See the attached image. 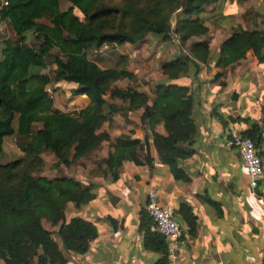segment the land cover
Segmentation results:
<instances>
[{"label": "trees", "instance_id": "obj_1", "mask_svg": "<svg viewBox=\"0 0 264 264\" xmlns=\"http://www.w3.org/2000/svg\"><path fill=\"white\" fill-rule=\"evenodd\" d=\"M67 1L87 20L73 8L63 10L60 0H0V22L9 24L18 37L16 43H0V155L5 138L13 135L20 138L24 153L20 159L0 162V260L6 264H65L67 252L85 254L98 236L91 220L66 219L69 203L80 208L95 199L92 187L67 176L41 175L44 153L57 157L56 167H69L111 140L108 131H101L111 116L144 109L142 120L152 130L151 139L117 138L113 151L102 161L106 170L116 178L125 162L153 165L152 142L160 162L177 178L187 179L181 162L191 156L189 147L199 129L194 93L180 79L197 77L200 64L211 61L210 44L200 39L210 32L201 13L220 0ZM180 9L185 17L174 29L171 18ZM43 19L48 23L40 22ZM30 33L34 34L32 43ZM150 34L164 41H172L176 34L183 45L191 41L189 54L180 48L176 58L162 63L166 79L156 83L152 104L150 96L134 86L115 87L120 80L134 79V73L120 63L104 68L89 57L91 50L104 44L135 45ZM249 53L264 61V30L236 26L221 45L216 65L232 67ZM50 63L56 66L53 75L41 73ZM61 81L75 84L73 94L86 95L88 103L75 112L58 108L49 86ZM108 95L124 107L110 103ZM161 125L165 134L155 130ZM243 135L260 148L256 128ZM179 212L193 229L196 216L190 207L184 205ZM45 221L58 230L47 228ZM146 243L164 253L159 264H169L168 245L162 236L148 229Z\"/></svg>", "mask_w": 264, "mask_h": 264}, {"label": "crops", "instance_id": "obj_2", "mask_svg": "<svg viewBox=\"0 0 264 264\" xmlns=\"http://www.w3.org/2000/svg\"><path fill=\"white\" fill-rule=\"evenodd\" d=\"M128 45L133 44H124ZM219 51L211 47L212 59L200 64L197 77L180 79L194 93L199 126L189 147L191 156L181 162L187 179L177 178L160 162L152 142L153 165L125 162L116 178L106 170L102 161L113 151L117 138L151 139L152 130L142 120L144 109L111 116L102 126L110 141L75 164L60 166V176L75 178L95 193V199L83 207L69 203L67 221L80 216L98 228L88 251L83 255L67 252L65 264H159L164 253L146 243L148 229L155 231L146 211L152 187L158 189L162 203L176 209L184 229L179 256L176 260L169 256V264H264V178L257 188H249L240 153L225 146L230 133L243 134L254 127L264 149V61L249 53L223 69L216 65ZM165 79L161 72L155 84ZM147 85L149 91L137 88L150 96L152 104V85ZM155 130L166 133L162 125ZM184 205L196 216L193 229L179 212ZM0 264L6 263L0 260Z\"/></svg>", "mask_w": 264, "mask_h": 264}, {"label": "rangeland", "instance_id": "obj_3", "mask_svg": "<svg viewBox=\"0 0 264 264\" xmlns=\"http://www.w3.org/2000/svg\"><path fill=\"white\" fill-rule=\"evenodd\" d=\"M115 3H119L120 0H112ZM61 8L68 10L73 8L74 13L78 15L83 21L87 18L85 14L78 8H74L72 3L67 0H60ZM1 7V5H0ZM261 11L262 14L258 13ZM264 0H250L246 3L240 4L236 0H220L216 3L205 8L201 15L206 19L207 25L210 27V32L206 37L200 39H206L212 51L218 50L224 41L229 38L233 32L234 27L241 26L245 29H262L264 30ZM182 10L176 11L171 18L173 28L177 27L178 21L184 18ZM40 22L48 23L47 19L40 20ZM9 40L16 43L18 37L13 28L5 23L0 22V43ZM30 43L34 42V34L28 35ZM191 41L183 45L179 36L173 34L172 41H164L159 36L150 34L147 38L136 45L128 46H115L112 44H104L100 49L91 50L89 57L96 61L100 66L114 67L118 63L122 68L128 69L135 74V78L123 79L115 83V87L125 88L128 86H134L139 88H145L147 91L155 87V82L158 81L162 72V63L173 59L179 55L180 48L184 53H190L188 46ZM126 45V44H125ZM126 57L123 61L121 58ZM55 65L50 63L46 69H42L41 73L53 75ZM75 84L61 81L60 84L53 83L49 86L52 95L55 98V102L59 107L67 112H75L84 107L89 99L81 98L73 94ZM110 103H114L119 107H124V103L119 99H111L107 96ZM16 126V123L14 124ZM101 131H104L101 128ZM20 138L16 135L8 136L5 138L4 151L0 155V162L8 163L24 156V153L19 148ZM44 167L41 175L48 177L60 176L63 170L60 167H56L58 161L57 157L52 152H46L43 154ZM45 226L52 230L50 224L45 221Z\"/></svg>", "mask_w": 264, "mask_h": 264}, {"label": "built area", "instance_id": "obj_4", "mask_svg": "<svg viewBox=\"0 0 264 264\" xmlns=\"http://www.w3.org/2000/svg\"><path fill=\"white\" fill-rule=\"evenodd\" d=\"M225 146L235 148L240 153L249 176V188H257L264 178V161L261 148L253 139L237 131L230 133L225 141ZM146 211L153 221L155 231L167 241L170 258L176 260L184 236V229L178 212L171 205L162 203L156 187L149 190Z\"/></svg>", "mask_w": 264, "mask_h": 264}, {"label": "water", "instance_id": "obj_5", "mask_svg": "<svg viewBox=\"0 0 264 264\" xmlns=\"http://www.w3.org/2000/svg\"><path fill=\"white\" fill-rule=\"evenodd\" d=\"M261 151H262V150H261ZM262 153H264V149H263ZM262 156H263V161H264V155H262Z\"/></svg>", "mask_w": 264, "mask_h": 264}]
</instances>
